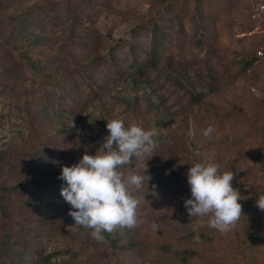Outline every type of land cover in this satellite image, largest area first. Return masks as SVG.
I'll list each match as a JSON object with an SVG mask.
<instances>
[{"label": "rangeland", "instance_id": "374dc122", "mask_svg": "<svg viewBox=\"0 0 264 264\" xmlns=\"http://www.w3.org/2000/svg\"><path fill=\"white\" fill-rule=\"evenodd\" d=\"M23 2L36 3L33 20L50 39L33 48L34 69L0 37V182L24 184L0 191V240L9 237L0 264H182L188 247L198 252L189 264H264V62L241 70L264 37L252 0ZM193 91L204 95L191 102ZM113 118L163 135L152 158L121 169L147 168L156 186L133 193L136 225L116 227L138 242L126 252L75 224L59 178L61 164L100 147ZM205 159L233 171L241 194L240 219L226 231L184 206L187 170ZM198 226L210 242L188 237Z\"/></svg>", "mask_w": 264, "mask_h": 264}, {"label": "clouds", "instance_id": "9594fccd", "mask_svg": "<svg viewBox=\"0 0 264 264\" xmlns=\"http://www.w3.org/2000/svg\"><path fill=\"white\" fill-rule=\"evenodd\" d=\"M106 127L108 134L100 147L91 154L85 151L76 163L61 164L59 176L64 182L61 195L70 205L69 215L75 224L92 229L98 241L104 239V232H112L117 226L136 225L140 201L133 193L142 190L145 181L149 188L151 177L147 168L143 174L128 175L121 169L131 165L134 157L152 158L158 147L155 128L126 124L120 118L107 120ZM213 132L209 126L204 135ZM233 179V171L221 172L218 164L207 159L191 164L187 170L191 195L184 201L189 216L208 217L209 226L218 231L234 225L240 219L242 205ZM155 187L149 188L145 197L150 191L155 194ZM256 206L264 211V193L257 195Z\"/></svg>", "mask_w": 264, "mask_h": 264}, {"label": "trees", "instance_id": "16d2710c", "mask_svg": "<svg viewBox=\"0 0 264 264\" xmlns=\"http://www.w3.org/2000/svg\"><path fill=\"white\" fill-rule=\"evenodd\" d=\"M5 0H0V37L4 46L10 47L12 50L18 52V56L24 64L31 68H40L36 58L33 56V48L37 45L44 44L46 40L50 39V35L44 34L38 23L34 22V11L36 3L27 5L23 0H8L9 3L4 5ZM38 6V5H37ZM254 23V22H253ZM253 28V27H252ZM70 41L74 42L75 38H80L81 35L75 28L69 29ZM257 48V47H256ZM255 48V49H256ZM255 61H259L256 56L255 50L242 60L241 70L247 71L252 67ZM204 93L201 91H193L190 94V101L197 102ZM166 124L165 117H158L156 119V126L160 127ZM159 139H163V135H158ZM1 161V160H0ZM0 182V191H15L24 187L22 182H16V184L6 185ZM104 241H106L109 247L113 251L126 252L132 250L138 246V242L132 238L123 239V236L119 234V230L115 228L112 232H104ZM188 237L197 238L205 243L211 241V236L203 227H197L188 232ZM9 237H4L0 240V251L6 253L8 248L6 247ZM198 254L197 250L190 247L184 248L178 252L179 261L182 264H189L190 261Z\"/></svg>", "mask_w": 264, "mask_h": 264}, {"label": "built area", "instance_id": "2783aa9c", "mask_svg": "<svg viewBox=\"0 0 264 264\" xmlns=\"http://www.w3.org/2000/svg\"><path fill=\"white\" fill-rule=\"evenodd\" d=\"M250 17L253 21H260L264 25V0H252ZM256 56L264 62V37L255 49Z\"/></svg>", "mask_w": 264, "mask_h": 264}]
</instances>
